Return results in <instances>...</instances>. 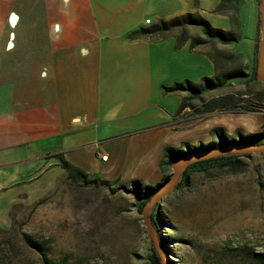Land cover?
I'll return each instance as SVG.
<instances>
[{"label": "crops", "instance_id": "0c3cea01", "mask_svg": "<svg viewBox=\"0 0 264 264\" xmlns=\"http://www.w3.org/2000/svg\"><path fill=\"white\" fill-rule=\"evenodd\" d=\"M163 1L171 2L167 10L149 0H0L1 230L11 228L15 206L39 201L48 187L59 194L75 186L61 161L87 179L129 186L146 176L155 184L164 175L165 147L212 139L214 126L233 134L243 120L228 108L227 116H216V107L204 116L202 107L194 109L202 102L185 100L187 90H163L186 79L173 71L172 55L181 59L190 37H203L193 24L190 33L186 25L184 32L141 31L148 11L154 23L192 13L186 6L193 0ZM251 1L258 36L248 68L260 20L259 2ZM258 92L264 101V86ZM244 113L253 130L262 129L263 109Z\"/></svg>", "mask_w": 264, "mask_h": 264}, {"label": "rangeland", "instance_id": "374dc122", "mask_svg": "<svg viewBox=\"0 0 264 264\" xmlns=\"http://www.w3.org/2000/svg\"><path fill=\"white\" fill-rule=\"evenodd\" d=\"M149 3L159 9L171 4L163 0ZM186 7L211 25L230 31L231 37L227 43L208 39L204 48L189 46L181 59L172 55L173 71L190 81L204 82V77L214 82L223 80L185 100L190 104L202 102L194 109L202 107L204 116L211 107L220 109L216 116H227V108L236 113V121L244 116L233 134L256 131L250 126L251 115L241 114L249 104L264 110L258 92L264 83L256 73L251 79L246 73L251 70L246 62L256 34L252 1L193 0ZM217 11L226 14L219 16ZM146 17L151 22L142 24L150 29L157 20L151 11ZM189 25L185 26L187 33ZM234 70L244 74L228 75ZM185 142L171 147H183ZM250 154L241 158L240 170L235 173L224 169L191 173L186 186L178 187L177 182L172 192L148 209L150 219L156 212L160 215L159 224L151 223L157 236L163 235L167 242L165 263L167 257L170 264H264L258 256L264 254V152ZM170 171H164V181ZM137 180L142 185L155 181L146 176ZM76 182L59 194L57 187H48L39 201L15 206L11 228L0 230V264H149L151 241L130 186ZM25 237L36 242L39 250L26 243Z\"/></svg>", "mask_w": 264, "mask_h": 264}, {"label": "trees", "instance_id": "16d2710c", "mask_svg": "<svg viewBox=\"0 0 264 264\" xmlns=\"http://www.w3.org/2000/svg\"><path fill=\"white\" fill-rule=\"evenodd\" d=\"M220 7V6H219ZM187 24L199 25L202 32L203 37L199 35H193L190 37L189 46H194L198 43L206 42L208 39L215 38L220 42H228V39L231 37L230 31L223 29L218 26H213L209 23L208 20L199 16L198 14H193L191 12H185L178 16H173L167 20L160 19L156 24H154L150 29L148 28H139L141 31H161L168 29L173 26L180 27L181 32H184V26ZM258 30V24L257 28ZM258 36V34H256ZM128 37H134V30L127 33ZM182 39V38H180ZM257 43V42H256ZM257 52V44H255V53ZM255 56V55H254ZM256 68V56L254 57V63H252L250 72H246L249 74V78H254ZM244 74L242 70H234L228 75H239ZM248 78V79H249ZM243 82L244 79H241ZM223 80H217L216 82L212 81L208 77H204V82H192L188 79H184L183 81H175L170 85H163V90L165 91H175V90H187L188 94L186 97H197L201 91L212 88L216 85L222 84ZM185 100L181 102L180 108L183 107L185 104ZM249 104L245 109H257L255 108L257 105ZM179 108V109H180ZM264 125V122H263ZM212 131L215 135L214 138L209 139L207 141L199 140L197 143H189L185 142L183 147H165L163 150V159L161 160V168L163 171L168 170L170 168V163L179 157L186 156L191 153L200 152L206 149L211 148H225L230 146H244V144H263L264 143V129L251 131L248 133H242L237 131L234 134H228L224 131L221 126H214ZM184 148V149H182ZM250 153H230L226 152L220 155L211 156L207 158H202L196 161H193L187 165L185 170L181 173L177 186L184 187L187 185L189 181V175L193 172H205L207 173L209 170L213 169H224L235 173L240 170L241 165V158H248L250 157ZM61 166L65 168L67 175L75 180H80L85 184H91L95 186H108V181L99 180V179H87L85 175L79 171H71L68 168V165L65 161L60 162ZM166 175H163L161 181L155 184H145L142 185L138 182V180H132L130 183V188L133 197L135 198V204L137 207V211L140 212L144 203L150 198V196L157 190V188L162 185ZM126 188V186H124ZM128 188V187H127ZM153 217L155 219H153ZM151 220L154 222L156 221L158 224L160 223V215L158 212L153 214ZM1 230V229H0ZM6 231V230H1ZM158 238L160 240V245L163 253L166 255L168 249L166 248V240L164 239L163 235L158 233ZM25 242L32 245L35 249L39 250V245L34 242L33 240L25 237ZM261 258L264 259V254H259ZM46 262V261H45ZM148 262L149 264H160L159 257L156 254L155 250L149 247V255H148ZM171 261L169 258L166 257V264H170ZM46 264H49L48 261Z\"/></svg>", "mask_w": 264, "mask_h": 264}, {"label": "water", "instance_id": "95a60500", "mask_svg": "<svg viewBox=\"0 0 264 264\" xmlns=\"http://www.w3.org/2000/svg\"><path fill=\"white\" fill-rule=\"evenodd\" d=\"M259 6H260V20H259L260 37L257 43L255 73H256V77L259 78L264 83V0H259ZM226 152L263 153L264 143L257 144V146H254V144H251V146H249V144H244V146H230L225 148L216 147V148L206 149L200 152L191 153L186 156L174 159L170 163L171 171L167 176L166 180L162 183V185H160L157 188V190L150 196V198L142 206L140 210L141 221L144 226L145 232L151 241V246L159 257L160 264H166L164 261V253L161 249L160 240L156 234L154 227L152 226L150 216L147 213L148 209L156 201H159L162 197L166 196L167 194L173 191L181 173L185 170V168L189 163L202 158L220 155Z\"/></svg>", "mask_w": 264, "mask_h": 264}, {"label": "built area", "instance_id": "2783aa9c", "mask_svg": "<svg viewBox=\"0 0 264 264\" xmlns=\"http://www.w3.org/2000/svg\"><path fill=\"white\" fill-rule=\"evenodd\" d=\"M144 20H145V23L149 22V18L148 17H146ZM99 157H100L101 160H105L106 159V155L105 154H101V155H99Z\"/></svg>", "mask_w": 264, "mask_h": 264}]
</instances>
